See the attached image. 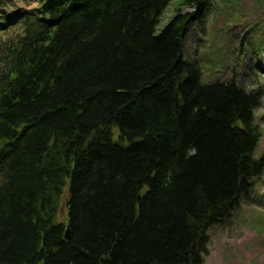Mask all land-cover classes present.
I'll use <instances>...</instances> for the list:
<instances>
[{
    "label": "trees",
    "instance_id": "trees-1",
    "mask_svg": "<svg viewBox=\"0 0 264 264\" xmlns=\"http://www.w3.org/2000/svg\"><path fill=\"white\" fill-rule=\"evenodd\" d=\"M37 1L0 0V264H205L264 172V86L184 58L206 0Z\"/></svg>",
    "mask_w": 264,
    "mask_h": 264
},
{
    "label": "rangeland",
    "instance_id": "rangeland-1",
    "mask_svg": "<svg viewBox=\"0 0 264 264\" xmlns=\"http://www.w3.org/2000/svg\"><path fill=\"white\" fill-rule=\"evenodd\" d=\"M206 4L208 10L203 21L190 27L184 41V58L198 63L204 83L215 79L226 81L235 72L237 81L247 89L264 86V0H207ZM35 5V1L26 4L14 0L6 15L16 16ZM195 10L194 6L170 2L160 17L158 28L178 12ZM240 52L243 56L237 63L235 57ZM256 64L261 66V72ZM254 117L261 129L255 154L260 156L264 153V89ZM253 188L249 201L244 202L229 221L209 229L205 264H264V172L253 179ZM65 197L66 194L60 203V217L66 213Z\"/></svg>",
    "mask_w": 264,
    "mask_h": 264
},
{
    "label": "bare ground",
    "instance_id": "bare-ground-1",
    "mask_svg": "<svg viewBox=\"0 0 264 264\" xmlns=\"http://www.w3.org/2000/svg\"><path fill=\"white\" fill-rule=\"evenodd\" d=\"M206 1H207V0H206ZM33 2H34V1H33ZM33 2H32V3H33ZM37 2H38V1L35 0V4H36V5H37ZM32 3H31V4H32ZM36 5H35V6H36ZM178 13H180V12H178ZM159 24H160V23H159ZM166 24H167V23H166ZM203 24H204V22H203ZM203 27H205V25H204ZM240 49H241V48H240ZM241 56H243V53H241V52L238 53L237 56L235 57V62L238 63V62H239L238 58H241ZM256 67L258 68V70H260L259 68H260L261 66H259V64H256ZM260 72H261V70H260ZM238 73H239V72H238ZM236 74H237V73H236ZM239 74H240V73H239ZM241 75H242V73H241ZM66 229H67V228H66ZM66 229H65V231H66ZM68 229H69V228H68ZM64 237H65V232H64Z\"/></svg>",
    "mask_w": 264,
    "mask_h": 264
},
{
    "label": "water",
    "instance_id": "water-1",
    "mask_svg": "<svg viewBox=\"0 0 264 264\" xmlns=\"http://www.w3.org/2000/svg\"><path fill=\"white\" fill-rule=\"evenodd\" d=\"M65 238H66V239H69V238H70V231H69L68 228H67L66 231H65Z\"/></svg>",
    "mask_w": 264,
    "mask_h": 264
}]
</instances>
